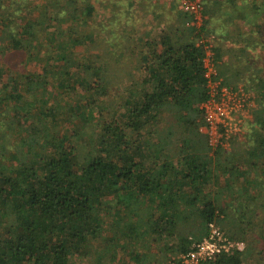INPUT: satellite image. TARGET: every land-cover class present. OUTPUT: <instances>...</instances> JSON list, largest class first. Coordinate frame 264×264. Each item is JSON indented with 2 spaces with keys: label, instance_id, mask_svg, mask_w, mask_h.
<instances>
[{
  "label": "trees",
  "instance_id": "obj_1",
  "mask_svg": "<svg viewBox=\"0 0 264 264\" xmlns=\"http://www.w3.org/2000/svg\"><path fill=\"white\" fill-rule=\"evenodd\" d=\"M127 2L131 7L133 1ZM204 5L201 28L190 26L189 15L181 10V19L162 38H154L148 49L137 47L140 76L127 79L119 108L104 113L106 75L94 69L92 80L90 68L84 70L86 65L73 58L75 43L83 37H69V44L60 39L92 15V0H0L1 53L38 52V33L53 38L42 50L44 68H32L18 82L11 76L15 90L0 93L1 103L13 102L17 109L1 124L2 129L12 127L17 139L13 147L0 144V155L11 151L14 157L0 162V264H75L89 253L104 260L115 256L117 239L123 244L129 237L122 231L117 235L121 222L132 224L136 243L165 239L169 251L182 254L192 249L188 234L198 224L206 227L205 235L209 223L223 232L218 212H226L222 198L231 186L209 189L216 173L227 180L241 175L247 185L258 181L256 173L252 176L256 169L264 174V0H204ZM115 16L108 20L112 25ZM67 17L73 23L63 30L59 23ZM209 32L219 42L213 49L217 59L223 58L217 65L224 81H244V90L256 94L257 107L241 142L242 159L220 150L210 157L201 130L207 86L204 50L196 40ZM63 44V55L55 53ZM56 55L61 58L51 81L48 69ZM54 86L60 92H53ZM79 98L85 101V115L97 116L92 149L81 159L72 141L80 134L72 104ZM67 115L71 120H65ZM251 193L244 196L249 197L244 210L235 211L239 215L256 203ZM133 253L128 251L132 264H144ZM242 254L234 250L200 264H241Z\"/></svg>",
  "mask_w": 264,
  "mask_h": 264
},
{
  "label": "rangeland",
  "instance_id": "obj_2",
  "mask_svg": "<svg viewBox=\"0 0 264 264\" xmlns=\"http://www.w3.org/2000/svg\"><path fill=\"white\" fill-rule=\"evenodd\" d=\"M4 1L8 2L11 0ZM124 1L127 2L128 0ZM124 1L118 4L115 3V0H92L94 11L90 17H87L86 22L81 23L80 20L77 21L75 23L77 27L73 31L74 33L69 35L67 32H63L60 37V39L66 43L69 37H83V39H79V41L75 43L74 48L76 56L73 58L83 65H86L84 70L90 68L89 71H87V75L91 73L89 76H91L90 78H92V80L94 79L92 77L93 72L96 69L100 70V74L106 75V79L109 81V92L106 95L108 97L104 99L106 101V105L104 106L106 109L103 110L104 113L119 108L120 99L124 96V93H126L125 90L128 84L127 79L136 80L140 76V55L136 53L139 46H147V49L150 48L152 40L154 38L155 40L162 38L166 34L168 27L173 23H177L181 19V15H183L180 9V0H132L133 4L131 7H127ZM130 1L131 0L128 2ZM204 8H206L205 5H203V9ZM112 11L116 13V20L113 25L108 22L114 14ZM206 16L207 13L205 14L204 12V18ZM71 22L70 18L67 17L61 20L59 25L63 30H68L73 23ZM188 24L191 26L190 20ZM39 34L40 33H38L36 41L37 44L41 39L38 52L35 50L32 52L27 51L26 55L20 56L18 52H10L8 50V55H5L0 51V93L5 92L6 94L15 90L17 83L16 81L10 80L11 76H16L18 82L20 79H23L32 68L39 70L44 68L42 66L46 63V54L42 50H45L48 44H53V38L50 35L43 36V34ZM206 34L208 35L200 37H210L209 35L211 33L209 32ZM212 40L215 42L213 45L215 44L217 47L219 45L217 39ZM225 44L228 43L225 41ZM65 47L66 44H63L59 47L60 50L55 51V53L57 52L59 55H63ZM159 48H161V45L157 47V49ZM256 51L259 55H262L264 50L262 51L258 48ZM213 53L215 68L217 69L219 77L222 78V83L226 85L229 84L228 86L231 85L230 87H236V89H241L247 96L244 100V105L240 109L238 108L235 113V128L229 136L219 138L217 144L213 145L210 142V137L206 134L210 147L209 156L214 158L215 153L220 150V152L227 151L231 155L235 154L234 156L242 159L244 158V152L241 154V150H243L241 142L245 140V135L247 133L246 126L252 120L254 110L257 107L256 94L253 90H244L242 85L244 81L237 83L227 78V82H225L226 76L220 73V67L217 65L223 58L217 59L215 57L217 53L215 48L213 49ZM56 58L58 59L53 62L54 65L48 69V71L50 70L48 78L51 81L52 71L57 69L61 57H57L56 55ZM55 87L56 86L53 88V92H60L61 89L57 87L55 89ZM63 94L65 96L67 95V93ZM84 102V99L79 98L77 102L72 103L77 107L75 127L77 131H80L79 137H76V139L72 141L77 144L80 151L79 159L87 152L91 151V137L95 132L94 129L97 128V116L85 115V109H83L84 105H82L85 104ZM12 104L13 102L6 100V102H2L0 105V144H6V146L9 145L11 147L14 146L17 133L14 132L12 127H4V129H2L1 124L4 120H9L10 114L17 110L16 108H12ZM69 116L70 115H67L65 120H71L72 116ZM203 126H201V129ZM78 138L80 139L78 140ZM10 152L2 150L1 155L3 156L0 155V162L10 163L14 158L10 156ZM256 170L257 171H253L254 173L252 176L254 178L256 173L257 177L255 178L256 180L258 179V181L255 183L252 182L251 185H247L245 180L239 178L241 175L234 180H227L221 175V172L218 171L213 179V183H211L209 187V189L215 190L216 186H231L227 196L223 195L222 200L226 203V212H218V218L222 220L218 223L223 232L227 234L228 238L230 237L229 239H231L232 242L236 244L242 243V249L240 250L241 252L243 251L241 255V264H264V174L260 171L261 168ZM255 185H258V191L256 192ZM249 191L254 192L251 193V195L258 199L251 210L247 208L245 209V213L243 212V214L239 215V213L235 211L244 210V205H242V203L247 202V199H249V197H244L247 193H250ZM255 208L256 213L254 215ZM109 218L110 216L107 217L106 220ZM120 225L122 228L120 227L119 231H116L117 235H120L122 231L125 233L124 235L129 237L125 239L123 244L122 239L116 240L118 246H116L115 249V256L111 253L106 259L100 260L102 261L100 262L95 253H89L83 257V259H80L79 263L75 264H122L124 261L132 264L133 261L128 258V251L130 250L134 252L132 257L139 256L142 259L144 258V264H178L179 257L182 253H173L169 251V249L165 247V239L157 243L152 241L153 239H145L144 242L143 238L140 243H136L135 240L137 235H135V232L132 230V224L123 226L121 222ZM114 230H116V228H114ZM192 231L191 234H188V237L192 238L193 246L195 238L205 235L203 233L206 232V227L198 224L197 228ZM151 238H153L152 234ZM173 238L171 240L172 242H174Z\"/></svg>",
  "mask_w": 264,
  "mask_h": 264
},
{
  "label": "built area",
  "instance_id": "obj_3",
  "mask_svg": "<svg viewBox=\"0 0 264 264\" xmlns=\"http://www.w3.org/2000/svg\"><path fill=\"white\" fill-rule=\"evenodd\" d=\"M204 0H180V9L189 15L190 24L196 29L204 23ZM196 44L204 50L203 66L206 79L207 97L200 104L203 112V130L213 145L219 138L229 136L235 128V113L244 105L246 94L222 83L213 59V40L211 37H200ZM208 233L199 241L194 242L192 249L181 254L178 264H200L217 255L229 254L234 250L240 251L242 243H234L223 234L214 223L208 224Z\"/></svg>",
  "mask_w": 264,
  "mask_h": 264
}]
</instances>
